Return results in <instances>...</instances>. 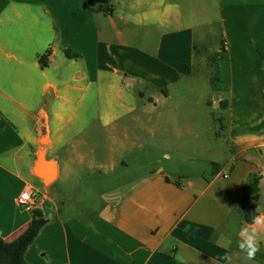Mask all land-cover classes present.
I'll return each instance as SVG.
<instances>
[{
    "label": "crops",
    "instance_id": "1",
    "mask_svg": "<svg viewBox=\"0 0 264 264\" xmlns=\"http://www.w3.org/2000/svg\"><path fill=\"white\" fill-rule=\"evenodd\" d=\"M207 36L215 37L210 62L196 52ZM209 63L213 73L205 74ZM90 106L101 109L92 114ZM211 108L226 116L219 131ZM211 131L223 143V164L212 159L209 175L179 176L172 159L185 164ZM44 137L57 165L49 186L33 175ZM130 140L159 152L168 170L157 160L107 192L102 178ZM85 172L99 189L93 211L67 201ZM255 176L257 215L264 0H0V237L10 243L27 229L32 212L16 198L32 187L46 223L25 252L28 264H226L225 252L232 264H264V235L254 260L236 247L249 225L238 210L243 189Z\"/></svg>",
    "mask_w": 264,
    "mask_h": 264
},
{
    "label": "rangeland",
    "instance_id": "2",
    "mask_svg": "<svg viewBox=\"0 0 264 264\" xmlns=\"http://www.w3.org/2000/svg\"><path fill=\"white\" fill-rule=\"evenodd\" d=\"M207 41L202 45L199 42L197 43V54L200 55H206L208 58V62L212 59V48L215 42L214 36H207ZM207 69L203 70L204 73H213L210 63L207 65ZM204 74V75H205ZM210 76V74H209ZM200 78V77H198ZM204 78V77H203ZM206 79H203L202 82H206ZM99 109L95 106H90L89 110H91L92 114H98ZM209 110V109H208ZM211 114V118L214 119H220V117H225V114L220 115V111L214 108H211L208 111ZM215 129L218 130L220 127V124L218 121H213ZM208 140H204L203 144L201 145L202 141L199 142L198 146L195 150V155L192 157H187L188 161H185V164L177 162V159H172L170 162V165L172 168H175L178 170L176 173L180 175H194L199 172H204L205 175H209L210 172L213 170V165L210 162V160L213 159V161L219 163L220 165L223 164L222 161V155L219 154V148H222L223 143L220 140L214 139L213 131L208 132L207 134ZM125 149L123 153L120 155L119 161L116 163L114 172H110L108 176L102 178L103 181L108 182V188L105 189L107 192H111L115 190L114 192H119L120 189H122V186L125 182L132 180L133 178L137 177L138 175L150 171L151 169L155 168L156 161L160 160L165 170H168L169 164L161 159V156L159 152L150 149L148 147L140 149H134L131 140L130 142H125ZM191 158V159H190ZM88 172H85L84 176H86L85 179H83L80 183V185L76 188L72 185L68 186L69 192H71V195L67 198V201H77L78 205L80 206H87L88 209L91 211L97 209L100 205L99 199H98V188L94 185L96 178L88 176ZM177 180L185 179L183 178H176ZM56 187L60 188V186ZM103 191V190H102ZM112 193V192H111ZM38 196V195H37ZM39 198V196H38ZM87 200H92L91 204H87Z\"/></svg>",
    "mask_w": 264,
    "mask_h": 264
},
{
    "label": "trees",
    "instance_id": "3",
    "mask_svg": "<svg viewBox=\"0 0 264 264\" xmlns=\"http://www.w3.org/2000/svg\"><path fill=\"white\" fill-rule=\"evenodd\" d=\"M88 1L90 0H85V6H87ZM63 53L68 59H75L79 57L78 54L70 49H64ZM48 57L49 52H46L39 57V63L42 68L48 65ZM216 121L219 122L220 120L217 119ZM258 183L259 178L255 176L253 181L246 185L243 189V199L238 210L241 212L243 220L246 224H251L252 217L255 215L250 202L258 198ZM32 215L33 218L27 229L16 240L10 243H5L0 237V264H28L24 258L25 252L34 242L40 229L46 223V221L41 218L39 212L33 211Z\"/></svg>",
    "mask_w": 264,
    "mask_h": 264
},
{
    "label": "clouds",
    "instance_id": "4",
    "mask_svg": "<svg viewBox=\"0 0 264 264\" xmlns=\"http://www.w3.org/2000/svg\"><path fill=\"white\" fill-rule=\"evenodd\" d=\"M264 235V214H257L252 217L251 224L243 226L237 233L238 239L236 247L243 258L251 261L255 259L257 252L260 250V239ZM223 241L222 247L230 248L231 240L223 236L219 238ZM226 264H232V255L225 252L221 257Z\"/></svg>",
    "mask_w": 264,
    "mask_h": 264
},
{
    "label": "water",
    "instance_id": "5",
    "mask_svg": "<svg viewBox=\"0 0 264 264\" xmlns=\"http://www.w3.org/2000/svg\"><path fill=\"white\" fill-rule=\"evenodd\" d=\"M44 138L41 139V146L37 149L35 154L33 175L40 179L44 186H49L56 180L57 165L55 160L48 159L46 156L44 145L47 142L42 141Z\"/></svg>",
    "mask_w": 264,
    "mask_h": 264
},
{
    "label": "built area",
    "instance_id": "6",
    "mask_svg": "<svg viewBox=\"0 0 264 264\" xmlns=\"http://www.w3.org/2000/svg\"><path fill=\"white\" fill-rule=\"evenodd\" d=\"M39 200L36 191L32 187H25L16 198V203L21 208L33 212Z\"/></svg>",
    "mask_w": 264,
    "mask_h": 264
},
{
    "label": "bare ground",
    "instance_id": "7",
    "mask_svg": "<svg viewBox=\"0 0 264 264\" xmlns=\"http://www.w3.org/2000/svg\"><path fill=\"white\" fill-rule=\"evenodd\" d=\"M42 141H44V142H47V139H46V138H44Z\"/></svg>",
    "mask_w": 264,
    "mask_h": 264
}]
</instances>
